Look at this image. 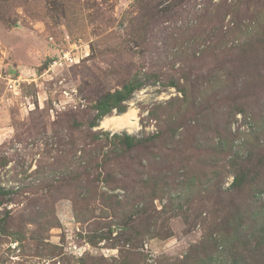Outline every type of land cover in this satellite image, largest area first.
<instances>
[{
  "label": "rangeland",
  "instance_id": "rangeland-1",
  "mask_svg": "<svg viewBox=\"0 0 264 264\" xmlns=\"http://www.w3.org/2000/svg\"><path fill=\"white\" fill-rule=\"evenodd\" d=\"M0 264H264V0H0Z\"/></svg>",
  "mask_w": 264,
  "mask_h": 264
},
{
  "label": "bare ground",
  "instance_id": "bare-ground-1",
  "mask_svg": "<svg viewBox=\"0 0 264 264\" xmlns=\"http://www.w3.org/2000/svg\"><path fill=\"white\" fill-rule=\"evenodd\" d=\"M136 123V116L134 112H128L122 117H106L102 121V125L105 127H133Z\"/></svg>",
  "mask_w": 264,
  "mask_h": 264
},
{
  "label": "trees",
  "instance_id": "trees-1",
  "mask_svg": "<svg viewBox=\"0 0 264 264\" xmlns=\"http://www.w3.org/2000/svg\"><path fill=\"white\" fill-rule=\"evenodd\" d=\"M130 91H131V86L127 85L124 87V90H116L115 92L110 94V96L112 98H114L115 100H120V99L127 97ZM107 111H108L107 106H105V110L102 113V115H105V113H107ZM114 135H116V137L120 138L119 135H117V134H114ZM122 138H123L122 140L124 141V143L128 146H131L136 141V137H134L130 134H125Z\"/></svg>",
  "mask_w": 264,
  "mask_h": 264
}]
</instances>
